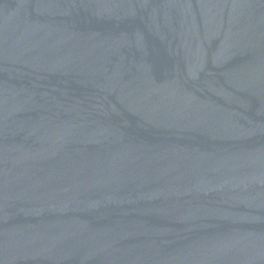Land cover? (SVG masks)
Wrapping results in <instances>:
<instances>
[{
  "label": "water",
  "instance_id": "95a60500",
  "mask_svg": "<svg viewBox=\"0 0 264 264\" xmlns=\"http://www.w3.org/2000/svg\"><path fill=\"white\" fill-rule=\"evenodd\" d=\"M0 264H264V0H0Z\"/></svg>",
  "mask_w": 264,
  "mask_h": 264
}]
</instances>
